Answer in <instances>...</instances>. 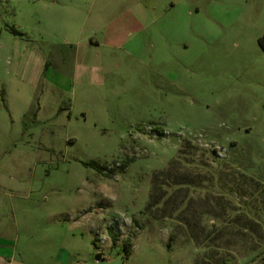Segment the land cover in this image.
<instances>
[{
  "label": "rangeland",
  "instance_id": "obj_1",
  "mask_svg": "<svg viewBox=\"0 0 264 264\" xmlns=\"http://www.w3.org/2000/svg\"><path fill=\"white\" fill-rule=\"evenodd\" d=\"M262 37L264 0H0V264H264Z\"/></svg>",
  "mask_w": 264,
  "mask_h": 264
},
{
  "label": "trees",
  "instance_id": "obj_2",
  "mask_svg": "<svg viewBox=\"0 0 264 264\" xmlns=\"http://www.w3.org/2000/svg\"><path fill=\"white\" fill-rule=\"evenodd\" d=\"M11 32L14 33V34H18V32H16L13 29L11 30ZM259 44L261 46V49L264 50V37H262L260 39ZM84 165L86 167H90V168L94 169L98 173H101L105 169V166L100 165V164H98L96 162H89V163H86ZM110 237H111V240H112V244H115L116 243V237L111 233V231H110ZM130 245H131V243H130L129 240L125 241V243H124V247L125 248L124 249H125L126 254H128L127 248L130 247Z\"/></svg>",
  "mask_w": 264,
  "mask_h": 264
},
{
  "label": "water",
  "instance_id": "obj_3",
  "mask_svg": "<svg viewBox=\"0 0 264 264\" xmlns=\"http://www.w3.org/2000/svg\"><path fill=\"white\" fill-rule=\"evenodd\" d=\"M95 260H96V261H99V260H100V255H97V256L95 257Z\"/></svg>",
  "mask_w": 264,
  "mask_h": 264
}]
</instances>
